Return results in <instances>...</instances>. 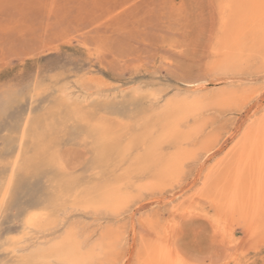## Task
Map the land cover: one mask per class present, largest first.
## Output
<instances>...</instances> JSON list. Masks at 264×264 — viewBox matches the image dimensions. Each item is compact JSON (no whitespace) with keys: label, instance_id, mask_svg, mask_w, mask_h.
Instances as JSON below:
<instances>
[{"label":"rangeland","instance_id":"374dc122","mask_svg":"<svg viewBox=\"0 0 264 264\" xmlns=\"http://www.w3.org/2000/svg\"><path fill=\"white\" fill-rule=\"evenodd\" d=\"M228 2L0 0V264H27L37 246L69 224L92 232V240L104 228L119 234L101 264H157L159 243L170 246L179 264H264V203L249 232L233 223L238 247L211 220V188L201 196L210 205L201 197L196 202L205 214L169 212L171 201L187 204L225 158L242 123L262 108L264 60L251 58L230 82L261 89L252 102L209 106L182 124L186 130L197 123L181 142L187 151L179 175L157 174L153 165L127 169L141 152L137 145L124 160L116 150L98 159L104 141L124 144L139 129L138 119L153 121L151 110L167 98L214 87L219 76L212 65L229 24ZM62 100L78 104L79 113L68 114ZM160 149L166 157L176 152L169 141ZM105 186L131 195L117 218L89 206ZM36 211L43 213L38 220H58V226L27 225Z\"/></svg>","mask_w":264,"mask_h":264},{"label":"bare ground","instance_id":"6f19581e","mask_svg":"<svg viewBox=\"0 0 264 264\" xmlns=\"http://www.w3.org/2000/svg\"><path fill=\"white\" fill-rule=\"evenodd\" d=\"M230 1L231 0H229L228 3L232 7V10H230L229 14L226 13L228 16L231 13L230 18L228 17L229 24L224 27V36L219 42L218 49L216 50L217 56L212 65L214 74L219 76V79L213 83L214 87L206 94H202L199 91L200 88H195L188 95L186 94L181 97L174 95L167 98L160 107L151 110V112L154 113V117L152 116L153 121H149L144 116V118L140 117L138 119L140 120L138 123L139 129L124 144L114 145L110 141H104L98 151L99 160L106 158V154L110 157L114 150H116L115 153L117 157L124 160L128 150L137 145L141 147V152L131 160L127 169L139 171L141 169H148L150 165H153L159 167V169H156L159 170L157 174H164L167 176L176 175L179 171V167H182L181 160H185L183 152L186 149L182 151L180 146L181 142L186 141L190 132L192 133L195 131V126L197 125V123H193V126L191 125L186 130H184V128V131L182 130V124L186 122L189 116L196 115L197 117V114L200 115L203 109L213 105L242 104V106H245L257 97L261 89L254 91L249 87L246 88V86H234L235 84L232 85L230 82L237 77L239 70L242 69L251 58L264 60L262 59V57H264V8L261 7L262 0H233V2H235L234 4L230 3ZM224 17H226V15ZM228 21L225 19V23ZM67 97H65L66 100H68ZM62 101L67 105L68 114L77 115V113H79L80 106H78V104H68L67 101ZM263 106L260 108L259 112L253 113V115L249 118L247 117L248 119L242 123V127L236 132V135L233 136L234 138H232V145L225 158L219 160L218 163L216 162V169H211L204 176L200 188L196 190L187 204H182L181 201L176 202L177 200L169 203V212H171L172 217H188L197 212L205 214L206 211L202 209L203 207L197 208V203L200 204L197 202V198L201 197L205 190L211 188L213 194L208 198V200L211 199L212 203H214V208H211L213 210L211 220H213L218 228L222 229L223 237L229 244H233L234 247H238L239 243L232 229L233 223L238 222L245 228V232H249L250 229H252L251 224L255 222L259 210L264 205H262V203H264ZM194 124L196 125L194 126ZM200 124L202 125V122ZM98 130L100 129L98 128ZM104 130L105 129H102L100 132V141L105 140L106 132H103ZM166 141L171 142L174 148H176V152L168 157L164 156L160 149L161 144ZM37 142L38 137L36 143ZM46 143L47 144L44 146H49V143ZM39 146L37 145L36 148L38 149ZM41 147L42 146H40V148ZM37 149H35V157H37ZM209 150L210 149L203 151L205 152L203 154H207L210 152ZM192 155L194 156V154ZM188 156L191 157L190 155ZM49 161L51 162L50 159ZM127 172L129 173L130 171ZM177 175L179 174L177 173ZM215 180L216 182H214ZM156 182L157 184L159 183L158 181ZM163 182L165 183L164 180ZM150 184L155 185L156 183L154 184L152 181ZM156 186L159 187V185ZM108 187L109 186H105L101 188L98 195L93 196L89 206L101 208L106 212L105 214L111 212V214H115L117 218V216L119 217L122 213V209L127 205V195L129 194L125 195L123 192L122 194L117 192L114 193L113 190L110 191L111 188ZM5 195L6 192L2 193L1 197L3 198ZM129 196L131 197V195ZM202 198L205 199V197H201V199ZM80 201L81 200H79L78 203H81ZM174 202L176 203L173 204ZM207 203L209 204L210 201ZM42 214V212H32V214L25 219V222L28 223L26 224H36L39 226L38 228L41 229L54 225L58 226V220V222L49 218L43 221L38 220ZM116 221L118 220L116 219ZM173 221L174 220H172V222ZM170 225L173 226L174 224ZM92 234V232H87L84 229L80 230V228L75 227L73 224H69L61 233L49 240L46 244L37 246L34 251H32L31 257L25 258L24 261L27 264H35L38 262L50 263L51 261L56 264L104 263L107 258H110L109 254L111 249L114 248V245H118L117 243L121 237H119L117 232L109 228L100 230L98 236L94 240L91 239L93 236ZM169 247L168 245L159 243L155 248L153 254H155L154 257L157 264H179V260L170 252ZM106 262L108 263V261Z\"/></svg>","mask_w":264,"mask_h":264},{"label":"snow or ice","instance_id":"6c2138e0","mask_svg":"<svg viewBox=\"0 0 264 264\" xmlns=\"http://www.w3.org/2000/svg\"><path fill=\"white\" fill-rule=\"evenodd\" d=\"M261 7L264 8V0H262Z\"/></svg>","mask_w":264,"mask_h":264}]
</instances>
